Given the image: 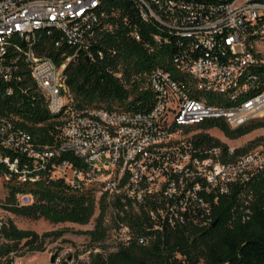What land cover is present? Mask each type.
Here are the masks:
<instances>
[{
    "label": "built area",
    "instance_id": "1",
    "mask_svg": "<svg viewBox=\"0 0 264 264\" xmlns=\"http://www.w3.org/2000/svg\"><path fill=\"white\" fill-rule=\"evenodd\" d=\"M119 29L150 54L167 49L174 71L159 64L145 71L155 92L149 109L76 106L69 65L82 53L103 57L99 44ZM43 35L64 46L60 61L39 51ZM24 68L63 123L58 141L39 144L18 116L0 112V162L19 181L47 170L71 189L91 186L97 197L143 205L151 222L144 230L113 229L143 244L165 229L209 225L225 195L236 196L234 217L250 218L264 139L223 160L222 146L198 141L194 127L220 118L236 128L264 115V0H0V93H14ZM207 131L220 132L219 124ZM228 144L233 154L237 146ZM65 152L82 164L58 160ZM34 200L32 192L18 194L19 204Z\"/></svg>",
    "mask_w": 264,
    "mask_h": 264
},
{
    "label": "trees",
    "instance_id": "2",
    "mask_svg": "<svg viewBox=\"0 0 264 264\" xmlns=\"http://www.w3.org/2000/svg\"><path fill=\"white\" fill-rule=\"evenodd\" d=\"M39 51H45L60 61V53L54 39L43 35ZM103 57L87 59L80 54L77 61L68 67L67 83L74 104L79 107L98 106L109 109H149L155 100V92L145 79V71L159 64L173 68L167 59V49L159 53H148L142 45L124 34L122 29L108 33L101 44ZM117 48L112 53L110 47ZM122 73L121 76L115 74ZM23 75L14 93H0V112L19 117V123L29 130L39 144L55 143L59 140L63 120L60 114L50 112L47 101L36 89L30 69L20 70ZM4 84H1L0 90ZM26 89V90H23ZM219 124L220 133L237 138L258 127L264 126V116L253 118L232 128L220 118L198 124L194 129L198 141L210 145H221L223 160H234L238 155L261 143L264 136L237 147L227 154V141L207 129ZM226 153V154H225ZM68 158L82 164L80 158L70 152L62 153L58 160ZM9 174V177H7ZM5 175L8 188L7 202L3 207L27 218H45L52 222L71 221L88 223L96 209L93 228L85 232L90 238L89 259H78L76 264H264V171L252 181L254 197L250 218L234 217L235 194L225 195L213 206V221L207 226L191 225L189 229L173 228L160 232L148 244L138 241L136 235L125 241L114 235L113 229L127 225L136 232L149 225L150 218L143 205L120 195L103 193L96 195L94 187L71 189L61 179H50L47 170L41 171L36 181H19L9 167L0 162V176ZM32 192L34 202L19 204L18 194ZM0 226V264L12 262L15 254L43 251L49 241L65 234L67 229L58 228L39 232L19 227L12 218L2 220ZM112 241L105 244L108 238ZM108 246V247H107ZM102 247L109 248L100 249Z\"/></svg>",
    "mask_w": 264,
    "mask_h": 264
},
{
    "label": "rangeland",
    "instance_id": "3",
    "mask_svg": "<svg viewBox=\"0 0 264 264\" xmlns=\"http://www.w3.org/2000/svg\"><path fill=\"white\" fill-rule=\"evenodd\" d=\"M214 132L222 135L228 143L241 147L248 144L250 141L258 139L260 136H264V126L258 127L237 138H230L223 135L219 131ZM5 179V175L0 176V219L6 221L8 218H12L19 227L31 228L39 232L58 228H65L67 231L63 236L49 241L45 250L25 252L21 255L12 253L15 254L14 260L8 263L3 262L2 264H63L64 262H66V264H76L78 259H89L90 238L85 231L94 227L95 217L99 212L98 208L91 220L85 224L71 221L55 223L43 217L38 219L27 218L3 207V204L7 202L6 200L8 196V188L4 183ZM108 241L111 242L112 239L109 237L106 241H104V243L109 245ZM100 249L109 250V248L105 247ZM54 253L57 254L55 260L53 261L52 256Z\"/></svg>",
    "mask_w": 264,
    "mask_h": 264
},
{
    "label": "water",
    "instance_id": "4",
    "mask_svg": "<svg viewBox=\"0 0 264 264\" xmlns=\"http://www.w3.org/2000/svg\"><path fill=\"white\" fill-rule=\"evenodd\" d=\"M86 58L89 59L88 56H86ZM56 254H57V253H54L53 256H52V260H53V261L55 260ZM63 264H66V262H64Z\"/></svg>",
    "mask_w": 264,
    "mask_h": 264
}]
</instances>
